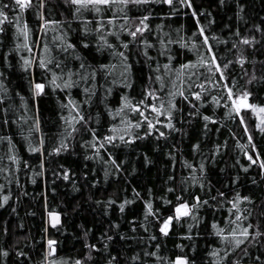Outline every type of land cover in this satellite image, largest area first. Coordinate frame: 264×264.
Listing matches in <instances>:
<instances>
[{"label": "trees", "instance_id": "16d2710c", "mask_svg": "<svg viewBox=\"0 0 264 264\" xmlns=\"http://www.w3.org/2000/svg\"><path fill=\"white\" fill-rule=\"evenodd\" d=\"M3 3H11V0H3ZM247 4L245 19L237 22L234 9H221L217 6V0H193V6L198 11L201 9L208 10L216 20L209 34L216 33L223 39L229 37L228 30L224 27L226 24H231L234 30L237 23H239L242 34H247L253 24H264V0H247ZM50 7L52 6L50 5ZM148 7L151 8L152 15L148 21L151 32L147 34V39L155 45L149 50V54L155 60L151 62L145 60L142 54L137 55L138 52L142 51V48L132 47L130 60L134 62L133 76L135 79L132 89H126L119 83L122 68L118 59L113 57L109 51L96 52L94 39L91 40L88 49L78 45L79 54L85 58L87 65L95 68L99 64H116L112 74L107 77V83L113 88L112 95L107 98V103L113 109L118 106L119 98L125 92L139 100L141 99V91L151 84L153 88L159 91L161 98L167 101V93L176 90L172 86L173 82H175L176 87L185 90V95H188V84L194 85L193 90H199L198 86L208 78L206 70L202 67L180 69L181 64L188 61L195 62L198 58L196 51L185 48L183 43L180 42L183 40L191 44L192 33L196 31L195 18L192 17L191 10L183 9L178 11L176 15H170V8L166 4L153 3ZM185 12H187V15H185ZM145 13L146 8L143 6L139 8L130 6L128 10V14L132 17L142 16ZM111 14V12L108 13V15ZM117 14L119 15V13ZM54 16L57 19L62 18L58 12L54 13ZM23 19L33 29V34L28 41L29 44H32L33 40L37 39L39 35L36 33L37 18L29 10L24 13ZM120 22L122 21H118L117 24ZM201 23L207 26V18L201 16ZM158 25L159 27H157ZM5 27L6 30L0 37L2 39V44H0V70L5 71L7 77L5 84L9 90L10 100L8 104L0 105V107H8L9 105L12 107L8 113L9 122L7 124L2 122L3 114L0 113V136H11L14 149H10L6 141L0 142V169H9V171H0V185H4L3 188H0V203H2L3 195H10L8 203L0 207V250L6 249L9 252L7 257L0 253V264H41L47 247L46 240L49 238L58 242L55 259L71 264L73 260L82 258L86 254L84 230L91 229L88 240L91 243H97L99 246L98 237L109 228L112 222L119 223V231L126 233L129 237L123 244L119 237H114L115 244L111 246L114 253L119 250L122 256H131L134 252L142 249L155 251L154 245L145 247L143 242L138 243V240L147 237L148 233L138 226L137 232L131 231L129 221H132L133 217L142 220L144 214L143 200L135 198L133 188L140 193L144 200L149 199L147 189L151 188L154 206L160 208L164 216L172 214L170 206L163 205L159 197L167 196L168 199L174 201L175 195L180 194L181 181L189 172V169L183 166L184 160L192 164H199L201 160L208 157L204 162L207 168V180L211 182L214 189L211 195L215 196L216 190H219L225 192L228 200H232L237 192L241 195L251 196L253 203L248 204L247 207L253 210V217H250V219L252 223H256V215L262 210L258 205L264 200V170L257 163L252 164L245 173L242 166L246 167L251 164V161L247 158L248 155H253L254 159L257 160H264V134L255 129L257 120L250 111L245 115V122L252 131L255 147H252V143L248 141L242 125L227 118L225 116L226 109L216 107L211 103V96L223 95V92L218 88L213 89L210 84H205V88L209 89L208 92L203 93L207 102L201 103L191 96L189 100L196 105L201 114L212 115L217 122H208V129L206 130L204 128L205 121L201 117H190L188 115L189 112L194 110L189 101H185L183 97L176 95L174 99L177 107L183 110L185 117L184 122L177 123V127L181 128L182 132H173L167 140L161 138L157 141L153 136L138 140L134 145L121 144L116 148L108 146V152L113 153L117 158V162H124V171L119 176L111 174L110 165L105 163L109 156L103 148L100 149L103 160L99 157L86 159L96 150L84 147L83 142L91 140V136L83 130L75 134L69 151L62 152L59 156H49L48 152L56 146L58 137L63 130V123L59 119L61 114L60 101L65 100L66 94L60 91L54 92L49 88L47 89V95L34 100L29 88L31 76L21 68V57L51 55L56 56L58 60L64 59V57L58 49H53L51 53H45L42 45L41 47H34L32 52L21 48L18 52H13L9 56L12 67L6 68L2 59L3 53L7 52L16 43H23V38L17 39L16 29L12 24H7ZM73 28H76L75 24ZM52 35L53 33L49 32L46 37L50 47L54 43ZM256 35L259 39V34ZM122 38L131 39L126 33L123 34ZM77 39V35L73 33V43H76ZM109 39L112 40L111 37ZM161 39L172 41L168 43V51L173 57L168 70L162 67L164 64L169 63L168 58L159 55L158 51L161 47L159 42ZM112 42L115 43L114 40ZM210 42L214 44L215 50L221 56L225 53L226 47H230V45L224 44L217 45L215 41ZM204 51L205 49L200 48L201 53ZM248 51L251 53L250 49ZM228 58L231 59L232 57L229 56ZM258 58L264 59V56ZM156 61L161 65L159 72L154 70ZM65 62L68 67L79 68L80 61L78 60H66ZM246 67L251 72V65H246ZM34 72L38 80L50 78L49 74L44 73L39 68H35ZM191 72H195L196 75H190ZM233 74L236 75L240 84H244L246 78L242 77L238 65L234 67ZM149 75L153 77L162 75L164 84L167 87L160 90V82L150 81L148 79ZM257 75H261L259 70ZM177 76L180 79H176ZM114 79L117 83L111 85V81ZM96 84L98 86L97 97L94 98L92 107L89 109L85 106L84 110L86 114H91L93 117L90 125L96 130L97 136L103 137L109 134V129L113 123L118 127L120 126L122 117L114 113L110 114L105 109L104 104L99 102V98L104 96L103 85L105 79L103 73L97 75ZM86 86L87 82L78 84L70 90L71 95L76 100H82L84 98L83 88ZM253 90L257 94V102L264 103V85H257ZM17 92L20 95H17ZM20 96L25 98L27 112H24ZM37 106L39 109L40 131H33L29 140L26 138L28 135L27 129L34 127L32 120L29 119L27 123L23 124H18L16 121L21 114L28 117L34 116ZM97 113H100L98 117ZM129 115L132 119H139L135 113H129ZM161 119H165V117H161ZM221 120L223 123L219 122ZM158 127L161 126L158 125ZM161 130H164V128L161 127ZM41 133L45 137L44 153L30 152L28 150L29 143L37 145ZM232 133H235V135H232ZM225 141L227 146L221 148V152L216 155L213 161L211 157L214 154V146L216 144L223 146ZM197 142L201 145L199 152L192 149V145ZM173 145L176 146L175 149L172 148ZM170 150L175 152V166H173L172 160L167 155ZM12 152L20 157L18 169L13 161L7 159V156ZM145 153L152 163L145 165L143 155ZM256 153H259L258 157L255 155ZM42 160L43 167H41ZM25 162H27V166H25ZM61 165L64 169L70 170L69 180L53 176L54 171L57 173L61 171ZM133 168H135V171L132 170ZM106 169L109 170L107 179H105ZM37 173L41 174L37 175ZM173 174L175 175L174 184L168 181V176ZM237 176L239 177L238 180H236ZM33 178L36 181L35 183H32ZM253 180L256 181L255 184ZM94 181H98V183H94ZM168 187L176 188V193H168ZM189 191L198 192L202 198H206L203 195V190L199 189L198 186H191ZM109 198L115 200L116 204H113L106 214L103 205H97L96 201L106 202ZM125 198L135 202L127 205L125 212L122 214L118 205ZM230 206L229 203L224 202L211 211L200 210L199 214L204 217V220L198 227L193 229V233L197 231L200 233L194 240L195 252H192L191 248L193 241L180 238L181 233L187 231V223L190 221L186 220L182 225H174V229L168 237L160 236L158 227L154 226L151 231L158 237L154 243H161L160 255L174 259L177 255L187 254L190 258L196 260V264H210L209 252L213 247H221L220 241L211 234L212 220L215 218L221 226H226L228 219L232 218L228 212ZM50 210L61 213L62 227L59 230L48 224L47 211ZM46 227L48 231L45 233L44 229ZM5 229H7V232H5ZM42 237L44 239H41ZM180 243L186 245L183 251L175 247ZM18 251L27 253V256H18ZM249 251L251 253L250 257H243V254L238 252L233 259L242 258L241 264H250V260L254 261L255 256L259 253L257 248L252 247L249 248ZM93 255L95 259V253ZM154 259L151 258L149 264H152Z\"/></svg>", "mask_w": 264, "mask_h": 264}, {"label": "snow or ice", "instance_id": "6c2138e0", "mask_svg": "<svg viewBox=\"0 0 264 264\" xmlns=\"http://www.w3.org/2000/svg\"><path fill=\"white\" fill-rule=\"evenodd\" d=\"M153 3L168 5L170 15H176L178 11L183 9L191 10V15L195 18L196 31L192 33L191 44L183 40L180 42L183 43L185 48H191L196 51L198 58L195 62L188 61L185 64H181L180 69L202 67L206 70L208 78L198 86L199 90H193L194 85L188 84V95H185V90L176 87L175 82H173L172 86L176 90L167 93V101L161 98L159 91L153 88L151 84L141 91V99L139 100L128 92H125L120 96L118 106L113 109L107 103V98L112 95L113 91L112 86L107 83V77L112 74V70L116 68V64H99L93 68L91 65H87L85 58L79 54L78 45L84 49H88L91 40L94 39L96 52L109 51L113 57L118 59L122 68L119 83L126 89H132L135 83L133 76L134 62L130 60L132 47L142 48V51L138 52L137 55L142 54L145 60L150 62L155 60L149 54V50L155 47V45L147 39V34L151 32V26L148 21L152 15L151 8L148 6ZM130 6L136 8L143 6L146 8V13L142 16L132 17L128 14ZM217 6L221 9H234L236 21L239 22L245 19L248 4L247 0H217ZM29 10L37 18L36 33L39 34L32 44H29L28 41L33 34V29L23 19L24 13ZM57 12L62 18H55L54 13ZM109 12L112 14L108 15ZM185 15H187V12H185ZM201 16L207 18V26L201 23ZM118 21L122 22L117 24ZM215 23L216 20L212 16V13L204 9L198 11L193 6V0H11V3H3V0H0V37H2V34L6 30L5 26L12 24L16 29L17 39L23 38V43H16L7 52L3 53L2 59L6 68L12 67V64L9 62V56L13 52H18L21 48L32 52L34 47H41L42 45L45 53H51L53 49H58L59 53L64 57V59L59 60L56 56L51 55L21 57V68L31 76L29 88L34 100L47 95V89L49 88L54 92L60 91L66 94L65 100L60 101L61 114L59 119L63 123V130L58 137L56 146L48 152V155L59 156L62 152L69 151L72 147V139H74L75 134L83 130L91 136V140L83 142L84 147L96 150L91 156L86 157V159L99 157L103 160V157L100 155V149L103 148L109 156V159L105 163L110 165L111 174L115 176H119L124 171V162H117V158L113 153L108 152V146L116 148L121 144L134 145L138 140L148 139L153 136L157 141L161 138L167 140L173 132H182V129L177 127V123L184 122L185 117L183 110L177 107L174 99L176 95H180L185 101H189L194 110L189 112L188 115L190 117H201L205 121L204 128L206 130L208 129V122H217L212 115L201 114L196 105L192 104L189 100L191 96L201 103H206L207 101L203 93L208 92L209 89L205 88V84H210L213 89L218 88L223 92V95L211 96V103L216 107L226 109L225 116L242 125L243 131L247 134L248 141L252 143V147H255V143L253 142L252 131L245 122L247 112L250 111L257 118L255 129L264 134V103L257 102V94L253 90L257 85H264V59L258 58L264 56V24H253L247 34L241 33L239 23H237L234 30L231 24H226L224 27L228 30L229 37L223 39L216 33L209 34L211 27ZM74 24L76 28H73ZM49 32L53 33L52 41L54 43L51 47L46 39ZM73 33L78 37L76 43L72 41ZM125 33L131 39H123L122 36ZM256 34H259V39H257ZM210 41H215L217 45H230V47H226L225 53L221 56ZM159 42L161 46L158 50L159 55L166 56L169 61V63L164 64L162 67L168 70L173 59L168 51V43L172 41L161 39ZM0 44H2V39H0ZM200 48L205 49V51L201 53ZM249 49L251 53H249ZM229 56L232 58L229 59ZM66 60L80 61L79 68L68 67L65 62ZM155 63L156 67L154 70L159 72L161 65L158 61ZM237 65L241 69L242 77L246 78L244 84H240L236 75L233 74V69ZM246 65H251V72L248 71ZM35 68L43 70L44 73L49 74L50 78L38 80L35 76ZM65 69L67 70L65 71ZM258 70L261 72L259 76L257 75ZM99 73H103L105 79V84L103 85L104 96L99 98V102L104 104L105 109L110 114L114 113L122 117L120 126L118 127L113 123L109 129V134L103 137L97 136L96 130L90 125L93 117L91 114H86L84 110L85 106L90 109L94 98L97 97L98 86L96 79ZM190 75L195 76L196 73L191 72ZM6 79L5 71L0 70V105H6L10 100L9 90L5 84ZM148 79L153 82L159 81L160 90L167 87L164 84L162 75H156L155 77L149 75ZM176 79H180V77L177 76ZM85 82H87V86L83 88L84 98L76 100L71 95L70 90L78 84ZM116 83L115 79L111 81V85H115ZM17 95H20V93L17 92ZM20 99L24 106V112H27L28 108L25 98L20 96ZM11 107V105L0 107V113L3 114L2 122L4 124L9 122L8 113ZM129 113H135L139 119H132ZM99 115L100 113H97V117ZM161 117H165V119H161ZM29 119L32 120L34 125V127L27 129L28 135L26 138L30 140L33 131H40L38 106L34 116L28 117L21 114L18 116L16 122L23 124L27 123ZM219 122L223 123L222 120ZM158 125L163 127L164 130H161V127H158ZM232 135H235V133H232ZM4 141L7 142L10 149H14L11 136H0V142ZM44 145L45 137L41 133L38 144L32 145L29 143L28 150L43 154L45 151ZM226 146V141L223 146L216 144L211 159L214 161L216 155L221 152V148ZM172 148L175 149L176 146L173 145ZM200 148L199 142L192 145V149L195 152H199ZM143 155L145 165L152 163L146 153ZM167 155L172 160L173 166H175V152L170 150ZM255 155L258 157L259 153ZM247 158L251 161V164L246 167L242 166L245 173H247L252 164L257 163L264 170V160L254 159L253 155H248ZM7 159L13 161L17 165V169L19 168L20 157L15 155L14 152L9 154ZM206 159L208 157L201 160L199 164H192L184 160L183 166L188 168L189 172L181 181L180 194L175 195L174 201L168 199L167 196L159 197L163 205L170 206L172 213L170 215L164 216L161 209L154 206L151 188L147 189L149 195V199L147 200H144L140 196V193L133 188L135 198L143 200L144 214L142 220L133 217V220L129 221L131 231L137 232L138 226L148 233L147 237L140 238L138 243L143 242L145 247L154 245L155 251H145L142 249L141 251L134 252L131 256H122L119 250L117 253H114L111 250V246L115 244L114 237H119L122 244L129 237L126 233L119 231V223L112 222L109 228L98 237L99 246L97 243H91L88 240L91 229L84 230L83 236L86 254L82 258L73 260L71 264H149L151 258H155L152 260V264H196V260L190 258L187 254L177 255L174 259L160 255L161 243H154L158 237L151 229L154 226L158 227L160 236L168 237L173 231L174 225H182L186 220L190 221L187 223V231L181 233L180 238L182 240L193 241L191 248L192 252H195L196 245L194 240L200 233L198 231L193 233V229L198 227L204 220V217L199 214L200 210L206 209L211 211L224 202L231 205L228 208V212L232 218L228 219L226 226H221L220 222L215 218L212 220L211 234L220 241L221 247H213L209 252L210 264H241L242 258L233 259V257L237 256L238 252L242 253L243 257H250V247L257 248L259 253L255 256L254 261L250 260V264H264V200L258 205L262 210L256 215V223H252L250 217H253V210L247 207L248 204L253 203L251 196L241 195L237 192L232 200H228L225 192L219 190H216L215 196L211 195L214 189L211 182L207 180V168L204 162ZM25 166H27V162H25ZM41 167H43V160L41 161ZM60 169L59 173L54 171L53 176L69 180L70 170L64 169L62 165ZM132 170L135 171V168ZM0 171H9V169H0ZM39 174L41 173H37V175ZM108 175L109 170L106 169L105 179L108 178ZM238 179L239 177L237 176L236 180ZM168 181L174 184L175 175L168 176ZM35 182L33 178L32 183ZM94 183H98V181H94ZM253 183L255 184L256 181L253 180ZM191 186H198L199 189L203 190V195L206 198H202L198 192L189 191ZM3 187L4 185H0V188ZM176 191L177 189L174 187L167 188L168 193L175 194ZM9 198L10 195H3L0 207L7 204ZM89 198L91 199V197ZM134 202V200L125 198L119 202V211L123 214L127 205ZM45 204L47 206V201ZM96 204L103 205L104 211L107 214L112 205L116 204V201L109 198L106 202L98 200ZM47 216L49 218L48 224L52 228L59 230L62 227L61 213L59 211H47ZM81 227L83 228V226ZM44 231L45 233L48 231L47 227ZM5 232H7V229H5ZM110 232L112 234H109ZM41 239H44V237ZM57 243L54 239L49 238L46 240L47 247L41 264H67L65 261H57L55 259ZM175 247L183 251L186 245L180 243L175 245ZM0 253L4 257L9 255L6 249L0 250ZM17 255L27 256V253L18 251Z\"/></svg>", "mask_w": 264, "mask_h": 264}, {"label": "rangeland", "instance_id": "374dc122", "mask_svg": "<svg viewBox=\"0 0 264 264\" xmlns=\"http://www.w3.org/2000/svg\"><path fill=\"white\" fill-rule=\"evenodd\" d=\"M256 120H257V118H256ZM47 218H48V216H47ZM49 219V218H48Z\"/></svg>", "mask_w": 264, "mask_h": 264}]
</instances>
